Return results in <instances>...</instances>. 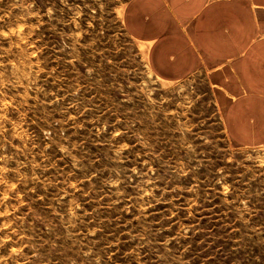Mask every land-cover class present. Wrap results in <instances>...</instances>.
<instances>
[{
  "label": "rangeland",
  "instance_id": "obj_1",
  "mask_svg": "<svg viewBox=\"0 0 264 264\" xmlns=\"http://www.w3.org/2000/svg\"><path fill=\"white\" fill-rule=\"evenodd\" d=\"M131 1L0 0V264H264V146L152 69Z\"/></svg>",
  "mask_w": 264,
  "mask_h": 264
},
{
  "label": "crops",
  "instance_id": "obj_2",
  "mask_svg": "<svg viewBox=\"0 0 264 264\" xmlns=\"http://www.w3.org/2000/svg\"><path fill=\"white\" fill-rule=\"evenodd\" d=\"M125 23L161 77L210 74L230 143L264 146V0H132Z\"/></svg>",
  "mask_w": 264,
  "mask_h": 264
}]
</instances>
